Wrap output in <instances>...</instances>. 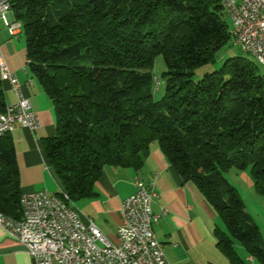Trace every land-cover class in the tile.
<instances>
[{
	"label": "trees",
	"instance_id": "1",
	"mask_svg": "<svg viewBox=\"0 0 264 264\" xmlns=\"http://www.w3.org/2000/svg\"><path fill=\"white\" fill-rule=\"evenodd\" d=\"M21 23L27 68L49 98L52 136L41 146L70 201L93 198L105 165L139 170L157 145L220 218L216 244L232 264H264L257 225L229 169L249 167L264 197V73L229 57L199 80L230 41L220 0H8ZM157 55L164 94L154 100ZM1 83V81H0ZM5 106L0 87V112ZM15 150L0 137V212L20 217Z\"/></svg>",
	"mask_w": 264,
	"mask_h": 264
},
{
	"label": "crops",
	"instance_id": "2",
	"mask_svg": "<svg viewBox=\"0 0 264 264\" xmlns=\"http://www.w3.org/2000/svg\"><path fill=\"white\" fill-rule=\"evenodd\" d=\"M0 27L3 57L20 82L22 93L29 99L39 122L33 131L16 125L9 134L15 150L20 196L37 190L57 193L62 187L41 146V139L54 133L53 106L28 71L24 43L19 36L12 38L7 34L1 20ZM29 79H32V85L27 84ZM0 87L5 104L15 101V94L6 81H1ZM154 173L157 174L153 190L156 196L151 207L159 219L153 230L168 261L171 264H232L216 244L214 229H223L220 218L194 184L182 180L155 143L150 145L149 154L139 170L114 165L103 167L94 186L96 196L82 199L81 208L77 206L81 220L87 223L91 219L105 236L117 242V228L121 224L120 205L135 191L134 176L148 182ZM234 247L244 261L258 264L241 245L242 249H237L240 247L236 244ZM0 264H34L26 249L10 238L2 227Z\"/></svg>",
	"mask_w": 264,
	"mask_h": 264
},
{
	"label": "built area",
	"instance_id": "3",
	"mask_svg": "<svg viewBox=\"0 0 264 264\" xmlns=\"http://www.w3.org/2000/svg\"><path fill=\"white\" fill-rule=\"evenodd\" d=\"M225 3L235 31L234 46L253 49L264 60V0ZM0 20L10 37L19 36V21L13 18L8 0H0ZM25 63L27 66V59ZM0 80L7 81L16 97L5 104L7 117L0 122L1 136L10 134L16 125L33 131L39 126L37 116L1 49ZM27 84L32 85V79ZM156 176L152 174L148 182L133 178L135 191L120 205L117 242H112L91 220L84 223L63 190L25 193L20 217L0 216V227L26 249L34 264H90V257H97V264H171L153 230L159 219L151 207Z\"/></svg>",
	"mask_w": 264,
	"mask_h": 264
},
{
	"label": "rangeland",
	"instance_id": "4",
	"mask_svg": "<svg viewBox=\"0 0 264 264\" xmlns=\"http://www.w3.org/2000/svg\"><path fill=\"white\" fill-rule=\"evenodd\" d=\"M224 21L227 24V27H230V19L228 16L224 17ZM1 28V27H0ZM2 29V28H1ZM19 40L24 43V36L21 32L19 35ZM234 56H243L250 61L257 64L253 55L249 53L243 52L239 47L234 46L229 41L226 45H224L216 54V57L213 62L203 64L194 69L193 80H199L205 73L212 72L217 70L225 59ZM261 73H264V68L257 64ZM165 70V66L160 55H157L154 59V66L152 69V73L154 78L158 79V85L154 84V92L153 98L154 100H159L164 94V81L161 77V73ZM157 144L156 141H154ZM226 179L237 189L240 197L242 198L245 206L246 212L249 214L253 222L257 225L258 230L260 232L262 238V244L264 246V197L259 195L253 185V179L250 174L249 167L242 170H237L234 168L229 169L224 173ZM80 201L77 200L73 202V206L78 209L80 207ZM78 206V207H77ZM81 208V207H80ZM237 247H240L237 244ZM237 249H242L237 248ZM255 263L261 264L260 262L255 260Z\"/></svg>",
	"mask_w": 264,
	"mask_h": 264
},
{
	"label": "bare ground",
	"instance_id": "5",
	"mask_svg": "<svg viewBox=\"0 0 264 264\" xmlns=\"http://www.w3.org/2000/svg\"><path fill=\"white\" fill-rule=\"evenodd\" d=\"M220 3L223 9L225 10V12L227 13L228 18L230 19V27H229L230 42L232 45H234L235 44V31L233 30V22L231 20V17L229 16V6L227 5V3H225V0H220ZM17 30H19V32L21 33V23L20 22L17 23ZM241 50L245 53H249L253 55L257 64L261 65L264 68V60L263 58L260 57L258 53H256V51H254L253 49H241ZM157 80L158 79L154 78L153 83L155 85H157ZM0 81H6V80H0ZM6 117H7V106H4L3 111L0 112V122H3L6 119ZM0 137H1V131H0ZM134 177H137V176H134ZM24 204H25V196L24 194H22L20 197V210H23ZM0 216H8V215H5L0 212ZM92 224H94L93 221H92ZM90 264H97V257H90Z\"/></svg>",
	"mask_w": 264,
	"mask_h": 264
}]
</instances>
